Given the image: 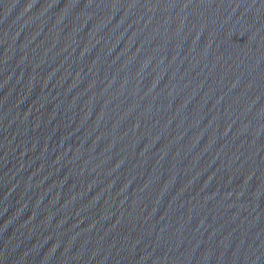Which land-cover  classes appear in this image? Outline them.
I'll return each instance as SVG.
<instances>
[{"label": "water", "instance_id": "water-1", "mask_svg": "<svg viewBox=\"0 0 264 264\" xmlns=\"http://www.w3.org/2000/svg\"><path fill=\"white\" fill-rule=\"evenodd\" d=\"M0 264H264V0H0Z\"/></svg>", "mask_w": 264, "mask_h": 264}]
</instances>
